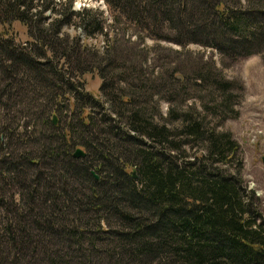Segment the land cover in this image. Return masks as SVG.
<instances>
[{
    "label": "trees",
    "instance_id": "trees-1",
    "mask_svg": "<svg viewBox=\"0 0 264 264\" xmlns=\"http://www.w3.org/2000/svg\"><path fill=\"white\" fill-rule=\"evenodd\" d=\"M104 1L119 36L100 50L102 12L0 0V264H264L260 201L221 129L240 85L185 49L264 55V0ZM146 38L181 49L153 68Z\"/></svg>",
    "mask_w": 264,
    "mask_h": 264
},
{
    "label": "rangeland",
    "instance_id": "rangeland-1",
    "mask_svg": "<svg viewBox=\"0 0 264 264\" xmlns=\"http://www.w3.org/2000/svg\"><path fill=\"white\" fill-rule=\"evenodd\" d=\"M66 1H72V7L75 12H82L83 10L102 12L98 6L101 0H59V3H65ZM102 15L105 19L106 15L103 13ZM45 16L49 17V14L46 13ZM112 16L114 18V14ZM108 18L109 20L111 19L110 17ZM105 22L107 23L108 20L105 19ZM112 25L113 20L110 24H106V32L110 33L107 39L103 36L98 37L96 40L89 42L90 46L102 50V42L105 41L109 45L107 42H109L110 38L114 39L119 36L117 35L118 32L108 29ZM128 30L129 32L126 34L131 37L130 41L135 43L138 40L137 35L133 32L135 30L130 28ZM6 32L21 42L27 39L24 29L17 23L13 24L11 31ZM74 32L77 35L81 33L72 29L68 31L70 35L75 34ZM168 35L171 38L175 37L170 29L166 32V36ZM81 39H83L82 35ZM160 47L174 52L181 49L176 43L157 42L154 39L146 38L145 41L139 44V48L145 50L148 54L147 66L153 68L160 66V58H162V55L160 57V54H162L159 51ZM185 49L189 53L200 55L204 61L210 60L226 80L238 82L240 85L242 94L240 101L235 107L237 116L228 118L221 129L230 132L240 147L246 188L248 191L254 192L256 198L259 199L264 218V55L262 53H254L250 57L237 58L231 64H228L218 54L202 46L186 43ZM198 55L196 57H199ZM84 79L86 90L91 92L93 96L98 97L99 79L94 76H85ZM194 103H197L196 100L190 101L187 106ZM166 108L167 104L162 103L163 113H165ZM53 118H55L56 125L59 124L61 117L54 114L52 121Z\"/></svg>",
    "mask_w": 264,
    "mask_h": 264
},
{
    "label": "water",
    "instance_id": "water-1",
    "mask_svg": "<svg viewBox=\"0 0 264 264\" xmlns=\"http://www.w3.org/2000/svg\"><path fill=\"white\" fill-rule=\"evenodd\" d=\"M53 124H56L55 118H53ZM84 157H85V153L82 150H80V149H76L75 150V152L73 154V158L74 159H81V158H84ZM263 163H264V159H263ZM95 178L97 179V176H95ZM132 178H134V179L136 178L134 172H132Z\"/></svg>",
    "mask_w": 264,
    "mask_h": 264
},
{
    "label": "bare ground",
    "instance_id": "bare-ground-1",
    "mask_svg": "<svg viewBox=\"0 0 264 264\" xmlns=\"http://www.w3.org/2000/svg\"><path fill=\"white\" fill-rule=\"evenodd\" d=\"M56 1V3H59V0H55ZM84 2H86V1H84ZM100 8H101V10L103 11V13H104V15H106V19L108 20V22H109V18L107 17V14H106V12L104 11V7H103V2H102V0H101V2H100V4L98 5ZM82 8V7H81ZM80 8V9H81ZM83 10V9H82ZM79 11H81V10H79Z\"/></svg>",
    "mask_w": 264,
    "mask_h": 264
}]
</instances>
